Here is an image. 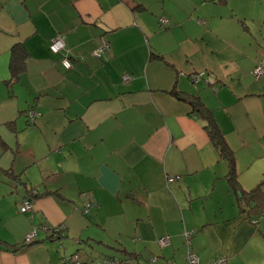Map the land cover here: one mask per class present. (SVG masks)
I'll list each match as a JSON object with an SVG mask.
<instances>
[{"label":"crops","instance_id":"1","mask_svg":"<svg viewBox=\"0 0 264 264\" xmlns=\"http://www.w3.org/2000/svg\"><path fill=\"white\" fill-rule=\"evenodd\" d=\"M58 34L70 68L50 49ZM15 45L24 68L10 84ZM261 59L264 0H0V264L73 252L188 264L189 251L264 264V201L245 194L264 192ZM194 100L234 150L235 176Z\"/></svg>","mask_w":264,"mask_h":264},{"label":"built area","instance_id":"2","mask_svg":"<svg viewBox=\"0 0 264 264\" xmlns=\"http://www.w3.org/2000/svg\"><path fill=\"white\" fill-rule=\"evenodd\" d=\"M169 23V19L167 17H160V25L162 27H165ZM109 46V41L106 38H101L100 44L97 46L95 49L94 53L98 56H101L102 53L106 51V49ZM50 49L54 53H63V59L62 63L67 67L70 68L72 66V60L69 58V48L66 45L65 39L61 34L55 35L54 37L51 38L50 41ZM264 72V59H261L255 66L254 68V73L256 77H260ZM203 76V72H198L194 74V81H198L201 77ZM123 78L125 80H128L131 78V75L129 73H125L123 75ZM29 113V118L31 121L35 119V117L38 115V113L32 109L28 111ZM179 175H171L168 177V180H173L178 178ZM91 196L86 194V207H85V212L89 211L91 205H92V200ZM33 203L31 200V196H26L23 200V203L21 205V210L24 212H29L32 210ZM45 230L47 227H43ZM51 231H53L54 234L56 235H62L64 233V226H58V227H52L50 228ZM38 235V228H34L28 235L25 237L24 243L32 242ZM192 235V231H186L185 236L188 242H190V238ZM158 243L161 246H165L170 243V236L169 235H163L158 239ZM64 262L67 264H85L84 261H82V258L80 256L79 252H73L71 254L64 255ZM108 260V258L106 259ZM187 260L188 264H202L200 257L192 251L188 252L187 255ZM115 260L112 259V262ZM227 262L226 257L221 256L218 257L214 260H212L208 264H225ZM147 264H175L174 262H168V263H159V257L156 255H153Z\"/></svg>","mask_w":264,"mask_h":264},{"label":"trees","instance_id":"3","mask_svg":"<svg viewBox=\"0 0 264 264\" xmlns=\"http://www.w3.org/2000/svg\"><path fill=\"white\" fill-rule=\"evenodd\" d=\"M102 38H106V37H102ZM17 46L18 45H15L14 48H13L14 53H13V56H12V60L10 61L11 77L7 80V82H10V84H12V83H14L15 81L18 80L19 74L24 68V60L17 61L16 58H15V56L20 57L19 53L17 52V49H16ZM109 49H110V42H109L108 48L106 49V51L104 53L101 54V56H103L104 54H107L110 51ZM191 103L194 105L196 110L205 117L206 128L208 129V131H209V133H210L215 145L218 147L221 157H223V158H225V159H227L229 161V164H230V176H235L236 175V166H235V153H234V150L230 147V145L228 144V142L224 138V135L220 132L219 127H218L217 123L215 122V120H214V118H213V116L211 114V111L208 109V107L204 106V104L201 101L195 102V100H194ZM28 115H29V113H28ZM245 194L248 197L249 196L253 197V198H246V200L249 201V200H252V199H257L259 201V204H260V207H261V202L264 201V192L260 189V187L254 188V189L250 190V192H246ZM262 209H264V207H262ZM263 214H264V212L262 213V215ZM116 258H117L116 259L117 260V264H132L131 263V259L132 258H129V257H127V258L116 257ZM210 262H208V263H210Z\"/></svg>","mask_w":264,"mask_h":264},{"label":"rangeland","instance_id":"4","mask_svg":"<svg viewBox=\"0 0 264 264\" xmlns=\"http://www.w3.org/2000/svg\"><path fill=\"white\" fill-rule=\"evenodd\" d=\"M58 226H63L62 224H59V225H56L55 227H58ZM105 255V254H104ZM104 255L102 256V257H100V262H104ZM106 256H108L107 254H106ZM108 257H105V261H106V259H107ZM101 263V264H102Z\"/></svg>","mask_w":264,"mask_h":264}]
</instances>
